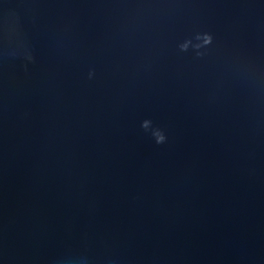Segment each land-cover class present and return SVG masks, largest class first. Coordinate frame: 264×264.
Masks as SVG:
<instances>
[{"label":"water","instance_id":"1","mask_svg":"<svg viewBox=\"0 0 264 264\" xmlns=\"http://www.w3.org/2000/svg\"><path fill=\"white\" fill-rule=\"evenodd\" d=\"M0 264H264V0H0Z\"/></svg>","mask_w":264,"mask_h":264},{"label":"clouds","instance_id":"2","mask_svg":"<svg viewBox=\"0 0 264 264\" xmlns=\"http://www.w3.org/2000/svg\"><path fill=\"white\" fill-rule=\"evenodd\" d=\"M210 42H211L210 41V38H206L205 43H210ZM182 50H187V46L186 45L182 46ZM149 123L150 122H145L142 126L145 127V128H147ZM156 142L158 144H162V143L165 142V137H164V135L162 133H158L157 134V140H156Z\"/></svg>","mask_w":264,"mask_h":264}]
</instances>
